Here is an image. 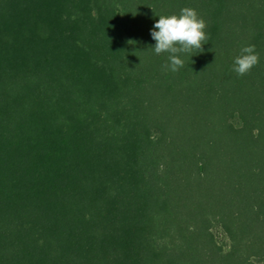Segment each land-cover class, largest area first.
<instances>
[{"label": "trees", "instance_id": "16d2710c", "mask_svg": "<svg viewBox=\"0 0 264 264\" xmlns=\"http://www.w3.org/2000/svg\"><path fill=\"white\" fill-rule=\"evenodd\" d=\"M0 264H264V0H0Z\"/></svg>", "mask_w": 264, "mask_h": 264}, {"label": "clouds", "instance_id": "9594fccd", "mask_svg": "<svg viewBox=\"0 0 264 264\" xmlns=\"http://www.w3.org/2000/svg\"><path fill=\"white\" fill-rule=\"evenodd\" d=\"M206 27L207 22L193 7H184L178 14L159 15L151 30V36L155 41L152 48L157 55L168 53V62L164 67L177 72L185 64L183 54L192 56L203 52V45L208 43ZM259 63L260 54L256 50V45L247 44L235 57L232 70L238 76H244Z\"/></svg>", "mask_w": 264, "mask_h": 264}]
</instances>
